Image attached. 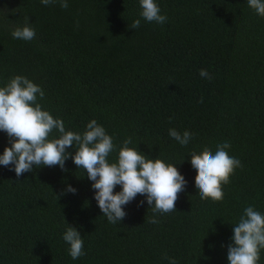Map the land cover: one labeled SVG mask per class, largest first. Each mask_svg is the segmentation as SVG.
Listing matches in <instances>:
<instances>
[{
	"label": "trees",
	"instance_id": "trees-1",
	"mask_svg": "<svg viewBox=\"0 0 264 264\" xmlns=\"http://www.w3.org/2000/svg\"><path fill=\"white\" fill-rule=\"evenodd\" d=\"M156 2L167 16L162 25L140 16L139 0H68L67 9L59 0H0V87L27 77L66 130L82 134L93 119L106 129L116 145L109 162L130 137V147L175 164L188 182L176 211L154 213L138 194L113 224L72 159L67 171L39 165L19 177L13 165H0V264H169L165 256L177 264H229L227 246L244 209L264 214V17L247 0ZM26 17L36 37L14 39ZM136 19L141 25L133 29ZM173 128L193 139L180 145ZM8 141L0 131V155ZM224 142L242 167L223 186L222 201L203 200L191 153L215 152ZM68 151L74 155L75 147ZM68 224L84 240L86 254L76 260L63 240ZM260 257L264 264V249Z\"/></svg>",
	"mask_w": 264,
	"mask_h": 264
},
{
	"label": "clouds",
	"instance_id": "clouds-1",
	"mask_svg": "<svg viewBox=\"0 0 264 264\" xmlns=\"http://www.w3.org/2000/svg\"><path fill=\"white\" fill-rule=\"evenodd\" d=\"M55 2L41 0L45 6ZM139 3L140 16L145 21L161 25L167 21L156 0H139ZM247 3L256 14L264 17V0H247ZM59 4L64 9L69 6L68 0H59ZM140 25L141 20L136 19L131 27L137 29ZM11 35L14 39L31 41L36 37V30L26 17L24 25L16 27ZM199 74L202 78L212 79L206 69H201ZM44 96L40 86L20 75L0 87V131L7 133L11 145L0 155V165H13L14 168L9 170L19 177L39 165H58L67 171L65 163L72 159L78 169L86 170L87 178L93 182L94 199L109 223L123 221L127 215L124 206L138 194L146 197L154 213L176 211L178 194L185 191L188 182L175 164L161 158L151 159L137 147H130V137L123 141L118 160L109 162L108 157L116 150V145L106 129L93 119L82 134L66 130L64 121L54 118L39 103ZM54 130H58L59 138H50ZM169 135L182 146H187L193 139L189 131L181 134L174 128L169 129ZM73 146L74 155L68 151ZM230 148L231 144L224 142L217 144L215 152L205 146L201 152L191 153L190 162L197 170L195 185L201 199L216 202L224 199L223 186L230 183L235 170L242 167L239 159L229 155ZM117 186L122 190L115 192ZM66 192L75 194L77 189L69 185ZM140 203L142 206L144 201ZM148 222L155 224L158 221L152 218ZM233 233L232 243L227 246L229 264H258L264 249V214L251 205L246 207L239 222L233 226ZM63 240L70 246L69 255L73 260L86 254L84 240L76 227L69 225ZM164 258L169 264H177L174 258Z\"/></svg>",
	"mask_w": 264,
	"mask_h": 264
}]
</instances>
